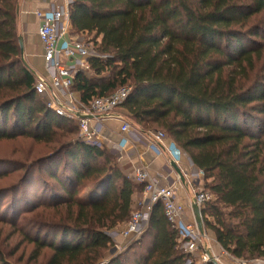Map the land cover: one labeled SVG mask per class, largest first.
<instances>
[{
    "label": "trees",
    "instance_id": "16d2710c",
    "mask_svg": "<svg viewBox=\"0 0 264 264\" xmlns=\"http://www.w3.org/2000/svg\"><path fill=\"white\" fill-rule=\"evenodd\" d=\"M18 1L0 0V142L49 147L52 156L27 174L41 168L64 193L39 194L49 201L36 207L46 223L34 228L54 233L51 243L28 238L32 257L45 250V264H96L113 246L105 232L128 222L143 186L36 95L20 54ZM69 20L74 34L92 36L98 56L89 60L92 77L74 75L80 101L130 88L119 108L125 120L140 133L161 130L203 173L211 196L200 207L205 234L235 259L264 260V0H75ZM88 182L100 193L77 199ZM181 242L156 204L133 252L108 264H186Z\"/></svg>",
    "mask_w": 264,
    "mask_h": 264
},
{
    "label": "built area",
    "instance_id": "2783aa9c",
    "mask_svg": "<svg viewBox=\"0 0 264 264\" xmlns=\"http://www.w3.org/2000/svg\"><path fill=\"white\" fill-rule=\"evenodd\" d=\"M74 1L60 0V3L53 2L45 10L34 12L39 21L37 35L43 51L42 59L46 73L45 76H37L34 91L38 97L47 98L46 106L54 110L58 116L76 122L82 142L96 148H105L109 132L105 131L104 118L120 108L128 97L130 88H120L111 95L93 98L87 103L81 102L74 93L73 80L76 72L89 71V60L98 57L96 53H92L88 43L81 42L79 38L68 37L71 29L69 9ZM115 119L120 121L118 128L120 142L116 147L120 149L123 157L124 155L137 154L136 148L142 143L156 154H169L171 161L176 165L186 157L163 132L140 133L133 130L121 116H115ZM167 140L168 143H166ZM190 176L192 179H202L203 173L196 170ZM127 177L143 186L142 209L132 213L130 220L121 228L120 232H117V229L112 231V233H119L114 238H121L123 241L129 242L131 237L140 236L148 223L152 207L162 204L165 218L181 235L183 240L181 249L188 255L186 264H192V262L194 264L210 263L206 251L211 250L212 252L211 247L207 250H199L197 247L198 243L209 242V236L205 234L204 237H201L196 226L188 223L187 219L185 220L184 207L176 201L174 189L161 186L143 166L134 169L133 173ZM210 199L211 196L200 189L193 200L201 207ZM210 240L218 246L213 238L210 237ZM219 249L220 257L213 255L219 264H246L249 262L235 259L220 247ZM194 255H197L196 259L193 258ZM221 258L225 262L221 261ZM254 262L264 264V260H254Z\"/></svg>",
    "mask_w": 264,
    "mask_h": 264
},
{
    "label": "rangeland",
    "instance_id": "374dc122",
    "mask_svg": "<svg viewBox=\"0 0 264 264\" xmlns=\"http://www.w3.org/2000/svg\"><path fill=\"white\" fill-rule=\"evenodd\" d=\"M79 40L86 44L88 43L92 53H95L94 42L92 43V36H81L79 37ZM87 72L88 78L92 77V72ZM41 100L44 103L47 102L46 97H41ZM120 114L122 115L121 117L123 120L127 122L133 130L135 129L138 131L135 126H133L129 121L125 120L123 111ZM110 132L112 135H115L113 133L115 132L114 129L110 128ZM105 150L110 157L111 166L120 170L122 174L128 178L127 176L130 174L125 172L123 170L124 168L122 167L123 163L126 162V159L121 155L120 149L113 144L110 145L109 143H106ZM51 153L52 151L49 149V147L34 144L33 142L26 139L0 142V258H3V260H6V262L10 264H45L50 255L49 252L44 250L38 258L32 257L34 249L32 245L28 243V238L35 239L38 237L39 240L45 239V242L47 243H51V241H53L54 232L52 230L47 229L40 231L41 228H34L33 223L35 222H40L42 225L46 223L44 219L46 218L45 213L47 214V211L45 212L41 208L36 209V207L43 205V203L49 202L46 200H39L38 197L39 194H44L45 192L49 193L48 188L54 189L55 192L60 196H63L64 193L61 191L56 182L41 174V168L32 169L28 174L27 172L29 167L35 161L42 164L43 160H47L52 156ZM64 161L65 159L61 158V165L59 167L58 175L65 184L63 185L62 183V185L67 189L69 183L66 178L69 180H71V178L69 175H63L64 179L62 178V166ZM97 163L103 164V162ZM166 167L168 168V166ZM35 180H42L46 182L47 187L41 185V188L39 189V187L34 184ZM199 187L200 188L196 190H192V199H194L195 194L198 193L200 189L203 190V182ZM100 191L101 188L99 190L95 189L94 185H91V182H88L86 184V188L83 191H80L77 195L78 197L76 198L91 200L96 197ZM134 210L132 213L136 212L138 208L136 211ZM14 213L18 214V216L16 217ZM187 218L188 216L185 214V220ZM187 222L195 226L191 211ZM125 225L126 224L117 226V232H120L121 228H123ZM112 231L113 230H108L105 233L108 237L110 235L113 246L108 251L104 252L102 258L97 261L96 264H108L111 259L117 256L130 255L133 251H130L129 248L135 245L139 239V236L131 237L130 241L126 242L121 238H114V236L119 233H112ZM210 237L211 236H209V242L206 241L207 243H204L205 241H203L202 243H198L197 247L199 250H207L210 249V247L212 250L214 247L217 248L214 242H211ZM59 240L60 237H57L54 241L57 244ZM193 258L196 259L197 255H194ZM221 261L224 262L222 259ZM246 264L256 263L254 261H249Z\"/></svg>",
    "mask_w": 264,
    "mask_h": 264
},
{
    "label": "crops",
    "instance_id": "0c3cea01",
    "mask_svg": "<svg viewBox=\"0 0 264 264\" xmlns=\"http://www.w3.org/2000/svg\"><path fill=\"white\" fill-rule=\"evenodd\" d=\"M53 2L60 3V0L18 1L17 32L18 37L22 39V59L29 70L33 72L35 78H37V76H45L46 73L42 59L43 51L37 35L39 21L35 17L34 12L36 10L47 9ZM68 37L78 39L81 35L74 34L70 29ZM121 112L120 109H117L112 115H110L111 117L106 116V118H104L105 120L103 123L105 125V131L109 130L107 144L109 143L110 145L113 144L117 146L120 142L117 132L120 121L115 119V116H122L120 114ZM110 128L115 130V132H113L115 135H112ZM166 143H168V140ZM136 152L137 154H130L129 156L124 155L126 162L122 165L124 168L123 170L131 174L134 169L139 166L146 167L150 175L155 178L161 186L172 187L174 189L176 201L184 207L185 214L188 216L187 219H189L191 204L193 201L191 196L192 190L200 188L199 186L203 182V178H190V174L196 172V169L193 168L189 159L185 157L177 165L183 175V178L180 179L170 167L172 161L169 154H156L143 143L136 148ZM166 166H168V168ZM142 201L143 192L139 195H135L133 204L136 210L139 206L138 204ZM216 247L217 248H213L212 254L220 257V249L218 246Z\"/></svg>",
    "mask_w": 264,
    "mask_h": 264
},
{
    "label": "water",
    "instance_id": "95a60500",
    "mask_svg": "<svg viewBox=\"0 0 264 264\" xmlns=\"http://www.w3.org/2000/svg\"><path fill=\"white\" fill-rule=\"evenodd\" d=\"M18 43H19L20 54H21V59H22L23 45H22V39L21 38H18ZM22 61H23V59H22ZM82 117H84V116H82ZM170 167L180 179L183 178V175H182L180 169L178 168V166L174 162H171ZM191 212H192V216L194 218V223H195V226H196V229H197L199 235L201 237H204L205 236V230H204V226H203V222H202L200 207L197 205L195 200H193V202L191 204ZM206 254H207L208 259H209L211 264H219L217 262L216 258L213 256L211 250H207Z\"/></svg>",
    "mask_w": 264,
    "mask_h": 264
}]
</instances>
